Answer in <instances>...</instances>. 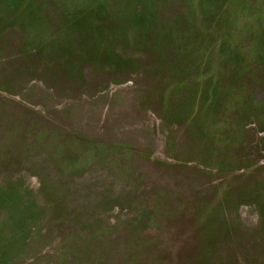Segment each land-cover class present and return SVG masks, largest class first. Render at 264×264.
<instances>
[{"label":"rangeland","instance_id":"rangeland-1","mask_svg":"<svg viewBox=\"0 0 264 264\" xmlns=\"http://www.w3.org/2000/svg\"><path fill=\"white\" fill-rule=\"evenodd\" d=\"M0 264H264V0H0Z\"/></svg>","mask_w":264,"mask_h":264}]
</instances>
